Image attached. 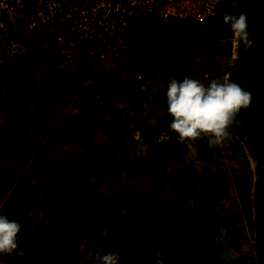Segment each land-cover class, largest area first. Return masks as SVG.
Listing matches in <instances>:
<instances>
[{"label":"rangeland","instance_id":"obj_1","mask_svg":"<svg viewBox=\"0 0 264 264\" xmlns=\"http://www.w3.org/2000/svg\"><path fill=\"white\" fill-rule=\"evenodd\" d=\"M226 38L210 26L209 36L202 39L208 50L198 66L218 79L229 71L231 80L244 86L246 57L240 63L244 57L238 49L232 56L234 47ZM22 49L5 53L0 48V214L22 224L20 248L24 243L34 246L35 234L46 236V230L66 227L78 212L94 230L79 239L76 264H96L99 249L119 252L120 264H140L152 247L139 245V229L146 237L160 239L164 264H190L189 244L196 241L201 248L205 242L222 249L212 264H225L219 260L222 254L240 250L241 243L252 245L248 249L254 252L240 264H264L259 221L264 217L259 179L264 176V154L259 159L264 128H256L255 134L251 125L245 127V110L240 112L243 119L238 117L242 123L230 129V138L220 146L209 147L207 137L195 142L173 137L157 145L149 142L150 133L160 127L175 133L168 127L167 104L158 111L138 102L133 85H127L132 80L125 65L113 63L92 80L94 85L84 86L83 71L60 72L46 44ZM174 76L184 75L161 79L154 89L157 96L165 95ZM256 98L260 95L253 94L247 110L253 124L260 125L264 102L254 103ZM19 120L30 125L21 126ZM7 124L11 130L3 132ZM137 132L142 138H136ZM77 162L84 168L76 176L84 201L71 196L76 181L66 168L61 171V165H73L77 173ZM83 205L88 213H83ZM43 246L47 262L39 253L30 257L38 264L56 263L47 237ZM15 258L0 255V264H15Z\"/></svg>","mask_w":264,"mask_h":264},{"label":"built area","instance_id":"obj_2","mask_svg":"<svg viewBox=\"0 0 264 264\" xmlns=\"http://www.w3.org/2000/svg\"><path fill=\"white\" fill-rule=\"evenodd\" d=\"M235 1L0 0V43L10 45L7 52L21 47L24 37L29 46L46 44L60 72L83 71L84 86L94 85L92 80L113 63H122L133 74L138 102L162 110L166 95L157 96L154 90L161 79L178 72L205 83L215 78L198 66L208 50L202 39L210 34L208 21ZM231 44L236 56V41ZM231 76L225 71L219 79ZM173 137L179 138L160 127L148 140L160 143Z\"/></svg>","mask_w":264,"mask_h":264},{"label":"clouds","instance_id":"obj_3","mask_svg":"<svg viewBox=\"0 0 264 264\" xmlns=\"http://www.w3.org/2000/svg\"><path fill=\"white\" fill-rule=\"evenodd\" d=\"M222 23H228L246 47L254 46L246 13L226 12ZM24 38L21 41L25 42L18 51L24 50V45L29 46L27 37ZM0 48H5L4 52L7 53L11 47L0 43ZM165 95L167 112L171 117L168 127L178 134L181 141L187 139L195 142L207 137L209 147L220 146L230 138V129L242 123L238 119L241 110H247L253 101L252 91L235 80L214 78L205 83L187 75L180 79L172 77ZM21 231L22 224L18 220L0 214V255H24L20 248ZM120 258L117 251L104 252L99 249L95 253L96 264H120ZM155 264H164L162 253H156Z\"/></svg>","mask_w":264,"mask_h":264},{"label":"trees","instance_id":"obj_4","mask_svg":"<svg viewBox=\"0 0 264 264\" xmlns=\"http://www.w3.org/2000/svg\"><path fill=\"white\" fill-rule=\"evenodd\" d=\"M226 12L233 13L234 10L230 7L223 8V9H221L219 14L215 18L210 19L208 22L212 28V31H215L219 34H223L225 37H229L232 35V30L230 28V25L228 23H222L224 14ZM4 50H5V48H2L1 52ZM55 61H56V59H55ZM51 65L46 66V67H51ZM124 69L128 70L126 75L128 76V79L130 78L132 80L130 83L127 82V85L129 87H131L130 84H132L134 87V90H137L138 87L136 86L135 81L133 80V74L130 72V70L127 67H125ZM254 70H256V72H259V70L257 68H255ZM128 81H130V80H128ZM152 109H154V108H152ZM154 110L159 111L161 109H154ZM240 116L242 118L241 114H240ZM34 120H36V119H34ZM19 121L21 123H23L21 126L28 127L30 125V123L28 121H24V120H19ZM246 121L247 120H245V117H244L243 125L245 127L250 126L251 123L249 121H247V122ZM9 130H11V124L10 125L7 124L6 126H3V132H5V131L7 132ZM251 142L254 144V141L251 140ZM155 144L163 145V142L155 143ZM68 155H70V153ZM88 161L92 162L91 159H88ZM75 164H76L75 166L77 168H79L78 169L79 171L77 173H76L75 169L72 167L73 165L72 166L71 165H69V166L68 165H66V166L61 165V168H62L61 171L66 168V170L69 171L72 180L76 181V184L74 185L75 187L71 190V196H73L75 199H78V201H84V199L82 198V191L79 188L80 179H78V177H76V176H80L79 173H80V171L83 172L84 168H82L78 162ZM66 170H65V173L68 172ZM69 173H67V174H69ZM261 182H262L261 188L264 190V178H263V176L261 178ZM263 194H264V192H263ZM85 205L82 206L83 213L84 212L88 213L89 211L87 210V207H85ZM262 210L264 211V205H263ZM83 216L79 215L78 212H75L73 215H71V219L69 221V224L66 227L64 225H61L62 228L60 227V229L53 228V229L48 230V231L46 230V231H44L46 236L39 235L41 233L35 234V236H37L38 242L35 243L34 246L31 243L30 244L24 243V246L22 248L24 251V255L22 257L16 255L15 264H38L36 261H34L30 257L34 253H39V255L42 254L44 256L43 258H44L45 262H47L46 258H45L44 248H43L44 247L43 243H44L46 237L48 239V242L52 245V248L54 249L52 254L57 255L56 263H52V264H65L66 260H71L72 262L70 264H76L75 258L77 257L76 253L79 252L77 249L79 239L84 237L90 230L91 231L94 230V225H92L93 227H91V229H88L89 222L86 221V218ZM30 218H35L37 220V217L35 215H31ZM259 221L261 222V224L264 228V218H261ZM135 234H136L137 240L139 241V245L140 244L143 246L148 245V246L152 247L151 253L145 254L146 256L143 255L144 259L141 260V263L143 262L142 264H146V263L147 264H153L156 253H158L161 250V248L163 247L162 242L158 238L146 237V236L142 235L140 229ZM263 234H264V230H263ZM132 238L134 239V237H132ZM57 242H59L60 244L57 245ZM144 253H145V251H144ZM27 260H29L28 263L26 262ZM263 260H264V255H263Z\"/></svg>","mask_w":264,"mask_h":264},{"label":"crops","instance_id":"obj_5","mask_svg":"<svg viewBox=\"0 0 264 264\" xmlns=\"http://www.w3.org/2000/svg\"><path fill=\"white\" fill-rule=\"evenodd\" d=\"M226 7L232 8L234 10L233 12L234 14H238L240 12H244L247 14L248 31L250 33V38L255 42L254 46L251 48L246 47L244 43L241 42L239 37L235 35L233 32L231 36L226 38V41L227 42L229 41L228 45L230 44L231 39L237 41L236 49H238L237 51L239 52L240 57H244L243 60H240V63H243L246 57L247 71H246V84L244 85V87L250 89L255 97L260 95V98H256L255 99L256 102L254 103L260 102L261 100L262 102H264V85L259 83L260 80L264 82V0H241V1L239 0V1H235L234 3L227 4L224 8ZM255 68H257L259 72H256V70H254ZM257 79L258 81H256ZM212 182L213 181L211 179L209 185ZM225 193L227 196L229 195V193L227 192ZM227 227L228 226H225L224 228ZM229 227H230V231H233L234 226L233 227L229 226ZM209 241L213 243L212 239ZM196 242H192L189 244V246H191V249H193L191 250V254L189 256L190 264H203L206 262L207 263L210 262L212 264V262L218 259L216 258L215 253L217 252V249L218 252H220L222 249L219 248L216 244L214 245L211 244L210 247H207L208 244L204 242L203 247L206 250L203 251L202 250L203 247L201 248L200 246L201 243L196 244ZM240 245H241L240 250L231 251L232 253L227 255L222 254L223 259H219V260H221V262H224L225 264H240V261L243 258L245 259V257H248L250 253L254 252V250L252 252L250 251L251 248L248 249V247H252V245H250L249 243L248 244L241 243Z\"/></svg>","mask_w":264,"mask_h":264},{"label":"flooded vegetation","instance_id":"obj_6","mask_svg":"<svg viewBox=\"0 0 264 264\" xmlns=\"http://www.w3.org/2000/svg\"><path fill=\"white\" fill-rule=\"evenodd\" d=\"M244 113V112H243ZM245 118H247V121H249L250 123H251V126H252V128H253V131H254V133H255V131H256V128H260L261 126H263V128H264V120L262 121V123L260 124V125H258V124H253V119H252V117H250L249 115H248V110H245ZM258 133V132H257ZM256 134V133H255ZM260 135H264V130H262V131H260V133H259ZM256 137H257V135H256ZM252 140V139H251ZM252 141H254V140H252ZM257 141H258V139H257ZM255 142V141H254ZM252 143V142H251ZM262 147H264V146H262ZM264 149V148H263ZM259 156L261 155V157H259V159H262V156H263V154H264V150H262V149H260L259 150ZM260 170H262V167H260L259 168ZM262 176L263 175H260V177H259V179L260 178H262ZM263 178H264V176H263ZM261 190V189H260ZM261 192H264V190L262 191L261 190ZM264 218V217H263Z\"/></svg>","mask_w":264,"mask_h":264}]
</instances>
